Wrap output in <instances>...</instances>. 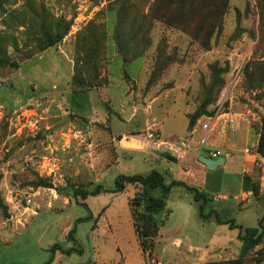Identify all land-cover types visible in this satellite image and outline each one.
<instances>
[{"label":"rangeland","instance_id":"1","mask_svg":"<svg viewBox=\"0 0 264 264\" xmlns=\"http://www.w3.org/2000/svg\"><path fill=\"white\" fill-rule=\"evenodd\" d=\"M263 116L264 0H0V264H43L55 243L82 252L56 251L51 264L92 261L94 219L77 220L125 196H89L88 209L64 192L153 170L169 179L167 162L123 145L243 157ZM166 206L161 230L183 244L157 242L146 264H264V219L261 243L244 252L237 230L183 227L186 205Z\"/></svg>","mask_w":264,"mask_h":264},{"label":"crops","instance_id":"2","mask_svg":"<svg viewBox=\"0 0 264 264\" xmlns=\"http://www.w3.org/2000/svg\"><path fill=\"white\" fill-rule=\"evenodd\" d=\"M251 141V146L255 148L254 154L233 157L224 153L225 162L212 170L207 169L198 160V156L202 153L196 148L182 150L179 155L173 156L175 158L174 161L162 157L156 147L150 142L144 144V149L123 145L122 150L141 154L143 152L146 154V149L150 150V154L154 155L156 159L159 158L167 162L165 168H167L169 179L164 182L165 184H169L172 181H181L188 187L196 188L204 193L206 196L205 202L195 201L194 193L185 187L174 185L170 188L166 200H171V203H176L178 206L185 204L187 208L186 213L180 219L181 226L189 227L191 223L189 219L191 218L196 231H200L201 229L199 228H202L207 223L222 224L217 219L220 221L232 220L235 225H240L244 228H256L260 219L264 217V212L258 213V208L260 206L264 207V158L256 153L258 137L256 139L252 137ZM126 142L129 141L126 140L125 144H127ZM203 148L206 152L203 153L205 156L208 155L210 150H219L211 148L209 145H205ZM255 161L256 165L260 167L258 170L255 168ZM154 190H151L150 194L154 197H160L161 190L159 189V196ZM183 200L188 202V204L183 203ZM210 202L216 203L217 206H213L206 213L204 206ZM118 204H124L127 207L125 214H120ZM98 210L95 211V214ZM220 215L224 217L222 218ZM193 216L199 219V223L195 222ZM254 223H257V226H254ZM227 226L229 228V225ZM213 229L216 230V227H213ZM170 231H158L157 235L152 239L154 248L157 242L158 244L162 242L165 245L171 241H174V244L177 243L178 246L183 244V238L178 234H172ZM127 233L128 235H126ZM186 233L188 234L184 238L190 239L191 236L189 234L192 233ZM89 236L91 247L93 248V260L89 263L78 264H146L148 261L138 242V236L134 228V216L130 200L127 197L116 199L112 205L102 210L95 222V226L90 228ZM130 240H134L136 251L135 246L133 248L131 245H127ZM110 243L116 248L114 252L109 251L108 245ZM189 247L196 246L189 244Z\"/></svg>","mask_w":264,"mask_h":264},{"label":"trees","instance_id":"3","mask_svg":"<svg viewBox=\"0 0 264 264\" xmlns=\"http://www.w3.org/2000/svg\"><path fill=\"white\" fill-rule=\"evenodd\" d=\"M144 18V17H143ZM67 29L61 34H55L52 36H48L46 41H39V46L41 49H44L48 46H51L58 42L64 34H66ZM256 152L262 158H264V116L262 118V129L258 139V145ZM174 185H180L185 187L186 189L192 191L194 193V200L195 201H206V196L203 192L198 191L196 188H191L185 185L181 181H172L169 184L164 183V177L159 172L153 170L148 175H140V174H133V175H118L114 180V188L113 189H102L100 185L96 186L92 191H86L83 188L75 187L70 191L64 192L66 197L71 200H82V204L89 209L88 205L86 204L85 200L89 196H96L101 193H112L117 194L118 196L124 194L125 197L129 198L130 204L132 207V213L134 216V228L136 234L138 236V242L140 248L143 253L147 252L151 254L152 249L154 247V242L152 239L157 235L158 231L163 228L165 225L164 222L166 218H168V214H170L171 210L167 209L166 206V196L168 195L170 188ZM159 188L161 190L160 197H154L150 194L151 190ZM202 209V207H201ZM104 208L100 209L96 214L90 211L89 216L85 218L78 219L80 222H85L88 219H94V223L91 226L92 228L95 226V222L98 216L101 214ZM159 212H164V218L162 220H158L156 215ZM95 216H94V215ZM202 214V212H201ZM264 219L262 217L258 222V227L252 228H244L240 225H235L232 220L230 221H220L217 219L219 223L229 225L230 229L237 230V239L242 243L243 251H247L249 249L254 248L258 244L261 243L262 233L263 230L261 228V222ZM76 233V226H72L67 235L66 239L68 241H72V243H76V238L74 234ZM76 247H68L66 249H62L61 245L58 243L53 244L50 246V257L49 259L44 262L43 264H51L54 256V252L62 251L64 254H69L71 252H78L81 253L82 249L80 245ZM189 255L192 254L191 252H186ZM191 256V255H190Z\"/></svg>","mask_w":264,"mask_h":264},{"label":"water","instance_id":"4","mask_svg":"<svg viewBox=\"0 0 264 264\" xmlns=\"http://www.w3.org/2000/svg\"><path fill=\"white\" fill-rule=\"evenodd\" d=\"M160 155L168 160L174 161L175 158L173 157V155L168 154V153H160ZM198 160L205 165V167L209 170L214 169L216 166L218 165H222L225 162V157L223 155L217 157V158H210L207 157L203 154H200L198 156ZM177 245V243H176ZM192 249V248H190Z\"/></svg>","mask_w":264,"mask_h":264},{"label":"built area","instance_id":"5","mask_svg":"<svg viewBox=\"0 0 264 264\" xmlns=\"http://www.w3.org/2000/svg\"><path fill=\"white\" fill-rule=\"evenodd\" d=\"M203 128H205V126H203ZM149 137H152V134H149ZM200 145H205L204 143V139L201 140V142L199 143ZM223 155L222 152H220L219 150H210L208 152V155L207 157H210V158H217L219 156Z\"/></svg>","mask_w":264,"mask_h":264},{"label":"bare ground","instance_id":"6","mask_svg":"<svg viewBox=\"0 0 264 264\" xmlns=\"http://www.w3.org/2000/svg\"><path fill=\"white\" fill-rule=\"evenodd\" d=\"M161 146V145H160ZM152 147V146H151ZM163 147V146H162ZM154 148V147H153Z\"/></svg>","mask_w":264,"mask_h":264}]
</instances>
